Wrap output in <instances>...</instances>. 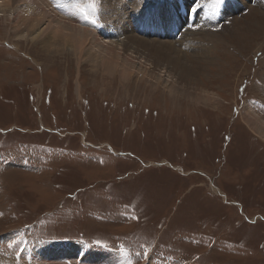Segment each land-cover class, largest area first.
I'll list each match as a JSON object with an SVG mask.
<instances>
[{
    "label": "rangeland",
    "instance_id": "374dc122",
    "mask_svg": "<svg viewBox=\"0 0 264 264\" xmlns=\"http://www.w3.org/2000/svg\"><path fill=\"white\" fill-rule=\"evenodd\" d=\"M141 1L147 12L169 3L170 32L143 35L169 42L177 65L139 48L121 54L130 78L120 60L101 66L97 44L124 36L101 31L104 0H44L55 10L29 31L25 0H11L16 13L0 4V264H264V9ZM78 4L99 21L98 42L48 52L49 20ZM135 24L127 32L141 38ZM56 243L89 253L34 258Z\"/></svg>",
    "mask_w": 264,
    "mask_h": 264
},
{
    "label": "bare ground",
    "instance_id": "6f19581e",
    "mask_svg": "<svg viewBox=\"0 0 264 264\" xmlns=\"http://www.w3.org/2000/svg\"><path fill=\"white\" fill-rule=\"evenodd\" d=\"M25 1H26V6H27V10H25V12L31 11L32 14L30 13L29 18L25 17V18H21L20 20L18 18V20L22 21V24H21L23 26L22 28L25 29L26 31H29L30 29H32V27L35 26L32 22L33 21L35 22V20L37 21L39 16H41L43 19L50 17V14L52 12H54L53 10H55V8L53 7L55 3H53V5H51V3L49 2L50 3L49 7L43 8L44 5L42 3L44 2V0H40V1H38V0H25ZM46 1H49V0H46ZM73 1H74V3H76V2L78 3V0H73ZM83 1H85V0H83ZM99 1H101V0H99ZM121 1L122 0H104V4L98 9V15L105 24V26L102 25L100 27L101 31H103V34L107 35L108 39L114 38L113 36L117 33H118L119 37L124 35L123 38L117 39L116 41L103 42V43H107L104 46L101 45L100 42L97 44L98 46H100L102 53H104V55H105L104 59H101V63H102L101 66H103L104 69H106L109 66H111V64L113 65L116 63V61L120 60L124 66V68H122V70L119 71L120 75L124 78H128V77L130 78L131 75L133 74L134 66H133V63L130 61V60H132V58L129 55V53H131V55L134 57V55H137L139 48H141L143 50H147L148 48H153V51L156 52V53H153L155 58H157L158 60H161V61L170 62L173 65H177V62L170 57L171 56L170 51L175 50V49L173 48V46H171V44L169 42L164 43V42H158V41H155V42L151 41L152 43H149L147 40H144V35L149 36V33H151V32L158 35V36H160V35L162 36V35H165L164 33L170 32L171 29L169 27H171L170 24H172L171 23L172 21H171L170 10H172V9L171 8L169 9V5H168L169 3H167V1H165L164 3H162L160 5L156 4V6L153 8V10H150L147 12V10L150 9V7H146V9L144 11H142L140 9V6L143 5L144 3H142L141 0H136L134 2H132V0H123V2H121ZM10 2H11V0L9 2L3 1L0 4H2V6H5V8H7L6 10L9 9V11L12 10V12L16 13L19 9H17L16 7H13V5L10 4ZM37 3H39L41 6L38 5ZM259 3H261L262 8L264 9V0H259L258 4ZM182 5L183 6H181V8L179 9L181 12L178 15H182V17H183L184 11H182V10H186L187 6H185L184 2L182 3ZM128 6L132 7V9H129ZM51 7L53 8V10ZM79 7L80 6L78 4L77 5V11L79 10ZM83 12H84V14H83ZM52 14H51V16H52ZM190 14L191 13L188 12L187 21L185 22L186 27L188 26V23L191 25L194 23V17L192 15H191V17H189ZM87 15H88V12L84 11L83 9L81 11V8H80V10L76 16L70 15L72 17V19L69 18L68 21H66L65 18H63V17H61L57 20H54V21L49 20L48 26L49 27L53 26V29H52L51 36L48 37L49 39L46 38L48 40L44 41L47 51L49 50L50 47H52V46L56 47V45L58 44L60 47H63L64 50H66L65 47L68 48V46H70L74 52L78 53L77 55H81V53H83L85 50L84 46L86 43L96 44V42H98L97 41L98 38H96V37H99V35H100V32H97V30H98L97 27L99 25V21L96 20L97 18L94 14L91 13L92 17L89 16L91 18V20L89 19V17H87ZM84 16H85V18H84ZM130 17L132 19H130ZM182 17H179V18L182 19ZM172 18H174V17H172ZM85 19L90 20L89 24H90V27L91 26L93 27V30L92 29L90 30V28L88 29L85 26L81 25V24H83V22H84V25L87 23V22H85ZM92 19H94V20H92ZM131 20H133L136 23L135 25L138 28H141V30L146 31V32L141 31V38H139L138 35H137L138 36L137 37V36H134V35L131 36L128 34V32H127L128 26H125V22L131 21ZM115 21H116V23H115ZM36 24H37V22H36ZM78 24H80V25H78ZM13 27L15 30H18V31L21 30L19 24L18 25L15 24V26H13ZM249 27L250 26H248L247 28H249ZM177 28L174 31V33L176 34V37L179 36L177 33L180 31V30L178 31ZM95 30H96V32H94ZM129 30H130V28H129ZM192 32H194V30H192ZM174 33L172 36H174ZM186 36H187V33H186ZM103 37H105V36H103ZM142 37H143V39H142ZM105 38H107V37H105ZM205 38H206V36H205ZM101 39H104V38H101ZM206 41H207V39H206ZM155 45H158L159 47H155ZM166 46L169 48H165ZM115 50H119L120 52L116 53ZM60 51L61 50H59V52ZM121 54L122 55L126 54V56H124V57H129L130 60L124 59L121 56ZM182 72H185V74H186V71H182ZM256 122L257 121H255L254 124H257ZM256 129L258 130L260 135L261 134L264 135V132H263L264 131V125L262 123L259 124L258 128H256ZM74 244L71 245L70 243H65V244L64 243H56L55 245L53 244V247L49 246L50 249H47L45 247L39 248V246L35 247L33 249H35L39 252L35 253V250H34V258L36 260L37 259L38 260L47 259V261L46 260H40V261H42L41 263H43V262L46 263L48 261L60 263V262L67 261V259L69 261L77 262L80 257H84L86 255L85 253L88 254L89 251L85 249V245L82 246V244L76 243V246H75ZM43 250H45V251L43 252ZM54 250L57 254L52 252ZM40 252L43 253V255H41ZM46 252H49V253L44 254ZM73 252H74V255H70ZM58 254L62 255L63 257H67V258L60 257V256H58ZM113 259H115V258H110V260H113Z\"/></svg>",
    "mask_w": 264,
    "mask_h": 264
},
{
    "label": "snow or ice",
    "instance_id": "6c2138e0",
    "mask_svg": "<svg viewBox=\"0 0 264 264\" xmlns=\"http://www.w3.org/2000/svg\"><path fill=\"white\" fill-rule=\"evenodd\" d=\"M223 3V0H215L216 6H219Z\"/></svg>",
    "mask_w": 264,
    "mask_h": 264
}]
</instances>
